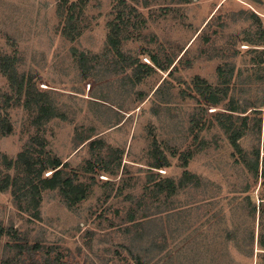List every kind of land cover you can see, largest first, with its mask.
Returning <instances> with one entry per match:
<instances>
[{
    "label": "rangeland",
    "instance_id": "1",
    "mask_svg": "<svg viewBox=\"0 0 264 264\" xmlns=\"http://www.w3.org/2000/svg\"><path fill=\"white\" fill-rule=\"evenodd\" d=\"M15 235L264 264V0H0V264Z\"/></svg>",
    "mask_w": 264,
    "mask_h": 264
},
{
    "label": "trees",
    "instance_id": "2",
    "mask_svg": "<svg viewBox=\"0 0 264 264\" xmlns=\"http://www.w3.org/2000/svg\"><path fill=\"white\" fill-rule=\"evenodd\" d=\"M20 88V87H19ZM61 166V162L58 159H54L49 161V168L52 170H56L58 167ZM258 164H255V169L257 170ZM61 171L56 170L51 178H48L44 181V184H51V182L59 183V180L61 179ZM52 185V186H53ZM50 186V187H52ZM71 187L69 181L66 182V188ZM14 239L17 241H20V243H17V252L18 257L15 258L11 264H72L70 262L62 260L58 256H45L43 258H38V250L40 249L38 245H28V243L20 237H17V235L14 236ZM264 250V248H263Z\"/></svg>",
    "mask_w": 264,
    "mask_h": 264
}]
</instances>
